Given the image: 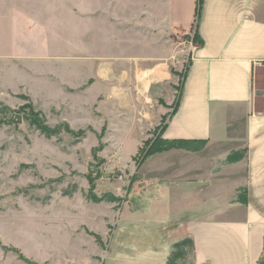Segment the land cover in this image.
<instances>
[{"label": "crops", "instance_id": "obj_1", "mask_svg": "<svg viewBox=\"0 0 264 264\" xmlns=\"http://www.w3.org/2000/svg\"><path fill=\"white\" fill-rule=\"evenodd\" d=\"M91 4L95 43L88 57L80 50L78 85L105 120L99 140L140 144L160 135L194 148L144 160L140 180L126 190L120 211L126 215V241L115 245L111 264H167L174 245L185 239L193 250L179 264H259L264 257V0H203L198 17L197 0ZM114 7L124 8L116 38L123 54L103 56L101 49L109 54L117 45L116 27L112 21L104 28L95 22L101 14L108 20ZM190 35L185 41L190 60L176 107H170L177 40ZM169 84L172 94L162 102L158 98ZM138 152L136 145L132 156Z\"/></svg>", "mask_w": 264, "mask_h": 264}, {"label": "rangeland", "instance_id": "obj_2", "mask_svg": "<svg viewBox=\"0 0 264 264\" xmlns=\"http://www.w3.org/2000/svg\"><path fill=\"white\" fill-rule=\"evenodd\" d=\"M96 1L0 0V264H111L115 245L126 241L120 211L144 162L141 152L132 154L154 137L140 144L99 140L105 120L79 86L80 50L88 57L95 43L89 11ZM123 9L95 22L114 23L117 45ZM190 40H177L170 107ZM116 46L101 54L121 56Z\"/></svg>", "mask_w": 264, "mask_h": 264}, {"label": "trees", "instance_id": "obj_3", "mask_svg": "<svg viewBox=\"0 0 264 264\" xmlns=\"http://www.w3.org/2000/svg\"><path fill=\"white\" fill-rule=\"evenodd\" d=\"M202 2L203 0H197V7H196L197 17L199 16ZM195 40H196V35L193 36V42ZM33 117L35 118V121L41 124L36 126L40 128L42 131H45L46 130L45 126H43L44 123L41 122V120L38 117H36L35 114ZM150 143L151 144L145 143L144 148H142L138 152L139 154L141 152L142 161H144L146 158H148L149 156L155 153L168 151L171 149H194V148H189L188 147L189 144L185 141H181V140L164 141L163 139L160 138V135L154 137V140ZM192 250H193L192 241L189 239H185L181 242L176 243L173 247V252L169 257L167 264H179L180 263L179 261L182 260V258H184L188 253L192 252ZM181 264H184V262ZM259 264H264V257L259 261Z\"/></svg>", "mask_w": 264, "mask_h": 264}]
</instances>
